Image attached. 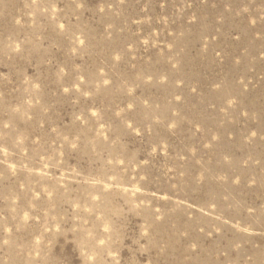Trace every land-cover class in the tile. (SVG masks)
<instances>
[{
    "label": "rangeland",
    "instance_id": "rangeland-1",
    "mask_svg": "<svg viewBox=\"0 0 264 264\" xmlns=\"http://www.w3.org/2000/svg\"><path fill=\"white\" fill-rule=\"evenodd\" d=\"M0 264H264V0H0Z\"/></svg>",
    "mask_w": 264,
    "mask_h": 264
}]
</instances>
